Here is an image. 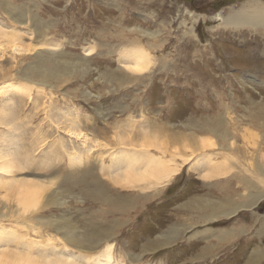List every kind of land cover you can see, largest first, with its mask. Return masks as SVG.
I'll return each instance as SVG.
<instances>
[{"label":"rangeland","instance_id":"obj_1","mask_svg":"<svg viewBox=\"0 0 264 264\" xmlns=\"http://www.w3.org/2000/svg\"><path fill=\"white\" fill-rule=\"evenodd\" d=\"M7 1L11 5L7 6ZM260 6L264 7V0H0V28L6 31V36L0 37V84L10 80L25 85L16 74L37 61V52L43 50L66 51L64 58L76 62L85 56L83 67L89 69L80 72L87 73L84 77L67 78L51 89L33 86L30 91H20L16 84L4 90L0 85V156L12 163L16 160V167L5 178L9 182H38L45 186L43 199L54 201L23 218L21 225L10 221L9 228L17 236L6 228L8 232L0 237L3 248L8 249L5 264H17L14 253L38 258L69 255L56 240L64 235V229H76L77 235L103 231L107 236L101 243L82 251L94 255L112 241L115 264H251L258 248L264 255V198L256 205L258 213L242 208L214 223L204 222L180 207L193 198L227 201L234 196L241 202L250 195L232 176L230 183L224 175L204 177V162L191 167V158L183 163L175 181L172 179L157 196L141 198L136 197L138 190L112 183L113 177L107 178L106 172L95 173L96 163L85 164L86 157L80 165L71 164L68 158L70 152L89 149L91 143V139L74 135L73 125L101 144L114 142L112 136L119 131L131 134L132 130L148 128L144 131L152 132V138L168 145L174 133H186L182 125L189 122L193 112L212 116L228 115L231 110L238 114V131L232 140L238 149L233 153L222 150L223 155L227 154L231 162L246 159L247 165L255 162L252 157L264 155V126L258 122L262 119L249 111L255 109L249 97L260 100L264 94V86L251 83L257 80L264 84V30L232 31L221 24L231 13ZM193 24L195 35L190 33ZM138 29L148 32L143 34ZM121 42H137L148 49L151 70L148 78L115 91L99 72L106 68L118 71V66H123L118 59L120 52H115ZM142 80L144 83L139 84ZM233 116H226L231 127ZM194 135L209 137L205 132ZM183 138L176 145L179 162L189 152ZM121 143L125 142L116 146ZM98 147L93 150L104 148ZM210 147L206 150L219 151L215 145ZM150 149V156L160 154V147ZM263 160L261 157L259 162ZM105 162L109 163L107 159ZM220 163L222 166L226 160ZM98 189L114 198L119 196L129 206L135 196V208L124 214H104L110 205L97 194ZM4 193L0 189L1 204L15 206L19 196L6 194L8 200L3 201ZM61 201L64 204L57 203ZM114 218L121 221H105ZM61 220L65 226L56 225ZM174 225L178 233L169 234ZM34 226L39 227L38 232ZM226 230L234 234L219 241L218 233ZM163 235L173 239L166 243ZM156 241L160 244L145 248ZM259 259L255 264H264V256Z\"/></svg>","mask_w":264,"mask_h":264},{"label":"bare ground","instance_id":"obj_2","mask_svg":"<svg viewBox=\"0 0 264 264\" xmlns=\"http://www.w3.org/2000/svg\"><path fill=\"white\" fill-rule=\"evenodd\" d=\"M6 5L8 6L11 4L7 1ZM221 24L224 26V28H228L232 31L240 30V29L264 30V7L261 6L252 7L249 10L241 9L238 12H234L231 13L229 16L223 17ZM194 25L195 24L192 25L190 31V33H192L193 35H195ZM140 31L144 32L143 34L148 32L146 30H140ZM114 34L116 33L114 32L113 35ZM148 34H149L148 36L155 37L153 33H148ZM1 36H6V31L0 28V37ZM249 42L253 44V41H249ZM90 48L92 49V47ZM16 49L19 50V47H17ZM26 49H27V45H26ZM116 49L117 50H115V52H120V57L118 59L120 60L121 58V64L123 65V66H118L117 70L119 72L106 67H105L106 68L105 71L99 72L100 78L101 79L103 78L104 82L107 83L112 90L114 89L115 91H117L120 88H123L124 86H129L133 81L135 82L137 80L142 79L143 77L146 78L149 77L147 74L151 70L148 68L151 63L152 57L151 54L148 52V49H146L144 46L140 45L137 42L135 44H131V42H121L118 45V47H116ZM67 54L68 53L66 51H56L54 49L39 51L37 52V56L39 57V59L35 62L28 64L27 67L23 66L24 68L21 69L20 74H16L18 78H21L26 82L25 85L12 83L10 80L0 85H2V88L4 90L10 87L13 88V86L16 84H17V90L20 91H30L31 88H33V86H36L35 88H40L43 90L44 86L50 87L51 89L53 87H56L55 83L66 82L64 80L67 78L76 77V76L84 77L87 73L80 74V72L82 71L89 72L88 68L83 67V63H85L87 57L84 56L82 57V61L76 62L73 60L65 59L64 57ZM252 81L258 82V83L251 82L252 84L264 86V84L260 81L257 80H252ZM142 83H144L143 80L140 81L139 84ZM260 96L262 97L260 100H253L250 99L249 97V100L253 105L252 108H255V109H250L249 111L255 112L256 115L260 119H262V122L256 119L255 120L260 122L264 126V101H263L264 94H260ZM242 107L243 110L247 108L246 106H242ZM196 113L197 111L195 113L193 112V114L189 119V122L182 125L186 133H182L181 131H179V133L178 132L174 133L173 136H171L170 138L172 140L166 142V144L168 145H164V143L159 142L158 139L152 138L151 137L153 135L152 132L148 134V131H144L147 130L148 128L146 129L144 128V130L139 129V131L132 130L131 134H128L127 131H124V133L122 131H119L116 133V135L112 136L114 137L113 138L114 142L101 144L98 143L99 141H97V139L92 140V138H89L87 133H82V131H80L81 129H79L78 126L73 125L74 128H72L73 129L72 132L74 133V135H76L77 137L82 136V138H84L85 141L91 139V143L88 142L90 143V147L87 146L89 147V149L86 148V150H82L83 152L80 151L77 153H75L76 151L70 152V154H68V158L71 164L76 163V165H80L83 164L82 162L86 157V162L84 161L85 164L96 163L97 166L95 165V173L99 175V172L100 173L106 172L105 175L107 176V178L113 177V179L111 178L112 180H110L112 183L120 184L122 185V187L124 186V188L126 189L128 187L130 189L132 188V190L133 189L138 190L139 192L136 195V197L139 196L141 198H147L149 195L152 194L153 196H157L164 188H166V185L171 184L172 179L181 172V166L183 165V163H186L191 158H194L191 167H193L195 164H200V162L205 163L204 164L205 168L203 169L205 170L204 177L209 178L210 176L211 178L212 177L215 178L224 175L225 179L230 183L232 181L231 179L232 176L234 180L237 179L236 181L243 183L244 188L249 191L250 195H245V197H247L246 200L241 202H237L234 196H229V198H226V200L228 199L227 201L217 200V199H205V197L193 198L187 201L186 203L180 205V207L183 210H188L189 213L194 214L198 219H204V222H211V223L218 221V219L220 218H225V219L230 218L233 215H236L242 208H247L254 214L258 213L256 210L257 209L256 205L264 198V160L259 162V159L261 157H263L264 159V155H259L258 157L257 156L252 157V159L255 161L253 162L254 164L248 163L249 165H247L245 163L246 159L244 161L231 162L232 160L227 157V154L223 155L224 152H222V150L233 153L238 149L237 147H234V141H232L234 139L236 132L238 131L237 129L238 123L235 122L238 119V114H236V111L231 110L228 113V115L214 113L212 116L211 115L201 116ZM232 114L234 115L233 117H231V119L234 122L233 127H231L232 125H230L226 120V116H231ZM99 115L101 116V118H104L105 120L107 119L105 117V114H103L102 112H100ZM244 129L246 134L247 133L246 127L242 128V130ZM69 130H71V128H69ZM123 130H128V128H123ZM158 130H160V128H158ZM125 132H127V136H125L126 135ZM200 132L207 133L209 137H204L200 139L202 137L201 135L198 137L197 135H194L195 133L200 134ZM255 134L257 133L255 132ZM154 135L158 137L160 136L159 138H164V139L167 138L158 133H155ZM115 137L117 139H115ZM182 138H183V142L185 143L184 147L189 152L185 153L181 162H179L177 160V156H180V151L177 150L176 145L177 143L181 142ZM117 141L118 142L122 141L125 143H121L123 145L120 144L121 146L118 147L116 146L118 144ZM110 144H113V146H110ZM214 145H215L214 148H216L217 146L219 151H216L215 149L214 150L212 149L213 151L206 150L208 147ZM96 146L104 147V148L99 150H93L94 148H96ZM113 147L116 148L112 149ZM153 147H160V154H158L157 156L155 155L150 156L149 155L151 151L150 148ZM255 150L256 149L253 150L251 148V152H256ZM0 154L2 155L1 150H0ZM212 155L216 156L217 160L218 157L220 156L221 158L224 157L225 159L223 158L224 160L217 161L215 158H213ZM57 159L61 160L62 158L61 159L57 158ZM106 159L109 161V163L105 162ZM225 160H226V164L221 166L220 162H224ZM0 161H1L0 176L2 177V181H3L0 182V189H3L5 191L2 200L7 201L8 197H5V195L6 194H7L6 196H8L9 194L11 195L13 192L19 196V197L17 196L18 198L16 200L17 203L15 206L8 207L7 203L1 204V200H0V237H1L5 233V230L6 232H8L7 229L10 227L9 226L10 224L12 223L17 225L23 224L24 223L23 218L28 217L29 215L40 210L41 208L48 207L50 203H53L54 201L53 198L43 199V191L45 190V186L38 185V182L35 183L34 181H29V180L20 181L19 179H18L19 181L14 182L11 180V182H9L7 180L8 177L6 179L5 175L11 173L13 168L16 167V164L14 163L16 160H14L12 163L4 156H0ZM96 179H100L99 176L96 177ZM106 179L104 178V180ZM226 180H224L225 183L227 182ZM100 181L102 182L101 179ZM94 183L96 184L97 180H94ZM114 187L116 188L117 186L114 185ZM10 190H12L13 192L9 193ZM103 190L105 189L103 188ZM103 190L98 189L96 191H98L97 194L100 197H103L106 203L110 205L108 208H106L103 211L104 214H109V213L124 214L127 212L129 208L131 209L135 208L134 203L137 201L135 196H133L134 198H131V205L129 206V204L126 205L125 201H122L119 198V196L118 198L117 197L114 198L113 196L106 195V192H104ZM150 190L153 191V193L151 192L149 193ZM253 190L254 191L259 190L258 194H252ZM234 195H239V192L238 194L235 193ZM57 203L64 204V201ZM6 207H8L7 210L5 209ZM99 209L102 210L104 208H99ZM10 221L13 222L11 223ZM105 221H113L115 223H118L121 220L118 218H114L112 220H105ZM55 223L56 225H63V226H65L66 224V222L62 220ZM262 228H264V221L262 222ZM33 229L38 232L37 229H39V227L34 226ZM177 229H178L177 226L174 225L172 230L169 231V234L176 233ZM9 230L11 229L9 228ZM11 231L13 232L12 234L14 236H17L14 230ZM63 231L65 232L64 235L62 237L60 236L56 237V240H58L59 243L62 242L64 251L68 250L69 255L59 254V256L50 258V256L46 254L42 256V258H38V257L29 256L25 253L22 254L14 253L17 260L16 263L20 264L22 262H25V264H115L116 261L114 260L115 253L113 251L114 242L112 241H108L103 247V249L99 253H96L94 255H90L82 251L84 248L90 249L95 247V244L101 243L102 237L107 236L103 231L97 233L95 230H93L89 233L81 234V235L76 234V229L75 230L64 229ZM232 232L233 231L231 230L229 231L226 230L221 232L222 234L218 233L219 234L218 240L222 241L225 238L232 236L234 234ZM162 239L165 240L167 243V241L173 238H171V236L169 235H165V236L163 235ZM157 244L159 245L160 243L156 241L153 242L152 245H146L145 248L155 247ZM4 245H5L4 243H0V264L2 262H4L3 264L7 262L5 258L8 254V252H6L8 249H4L3 248ZM71 246H74V248ZM257 250L259 254L255 253L256 256L251 258L250 261L251 264H255L260 260L259 259L260 257L264 256L263 251L260 248H258ZM210 252L211 249L208 250L207 253Z\"/></svg>","mask_w":264,"mask_h":264}]
</instances>
